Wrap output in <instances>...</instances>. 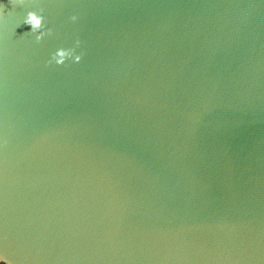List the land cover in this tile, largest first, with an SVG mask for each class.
Returning <instances> with one entry per match:
<instances>
[{"label": "water", "instance_id": "obj_1", "mask_svg": "<svg viewBox=\"0 0 264 264\" xmlns=\"http://www.w3.org/2000/svg\"><path fill=\"white\" fill-rule=\"evenodd\" d=\"M0 263L264 264V0H0Z\"/></svg>", "mask_w": 264, "mask_h": 264}, {"label": "clouds", "instance_id": "obj_2", "mask_svg": "<svg viewBox=\"0 0 264 264\" xmlns=\"http://www.w3.org/2000/svg\"><path fill=\"white\" fill-rule=\"evenodd\" d=\"M73 19H75V17H73ZM41 20H42V17H38L35 13L29 12L26 18L25 24L30 25L31 29L35 30L39 28L41 24ZM42 35H43L42 33L37 34L36 39L40 40ZM77 59H79V57H77Z\"/></svg>", "mask_w": 264, "mask_h": 264}, {"label": "trees", "instance_id": "obj_3", "mask_svg": "<svg viewBox=\"0 0 264 264\" xmlns=\"http://www.w3.org/2000/svg\"><path fill=\"white\" fill-rule=\"evenodd\" d=\"M1 264V263H0Z\"/></svg>", "mask_w": 264, "mask_h": 264}]
</instances>
